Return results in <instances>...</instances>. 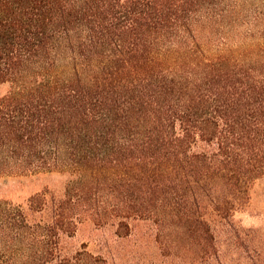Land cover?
Listing matches in <instances>:
<instances>
[{
    "label": "trees",
    "instance_id": "obj_1",
    "mask_svg": "<svg viewBox=\"0 0 264 264\" xmlns=\"http://www.w3.org/2000/svg\"><path fill=\"white\" fill-rule=\"evenodd\" d=\"M51 174L0 198V264H83L87 222L217 253L264 176V0H0V177Z\"/></svg>",
    "mask_w": 264,
    "mask_h": 264
},
{
    "label": "rangeland",
    "instance_id": "obj_2",
    "mask_svg": "<svg viewBox=\"0 0 264 264\" xmlns=\"http://www.w3.org/2000/svg\"><path fill=\"white\" fill-rule=\"evenodd\" d=\"M62 179L57 174L39 179L0 177V198L25 204L29 194L44 184L59 187ZM128 222L127 228L83 223L72 236L63 237L61 248L83 257V264H264V176L251 187L247 204L212 223L218 245L215 254H205L197 238H191L176 222L160 226L153 219ZM157 230L159 239L154 237Z\"/></svg>",
    "mask_w": 264,
    "mask_h": 264
}]
</instances>
